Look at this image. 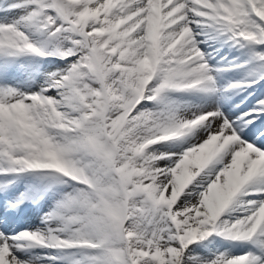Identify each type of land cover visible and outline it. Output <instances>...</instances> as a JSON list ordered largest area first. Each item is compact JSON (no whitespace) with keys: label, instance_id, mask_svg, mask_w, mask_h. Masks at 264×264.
<instances>
[{"label":"snow or ice","instance_id":"1","mask_svg":"<svg viewBox=\"0 0 264 264\" xmlns=\"http://www.w3.org/2000/svg\"><path fill=\"white\" fill-rule=\"evenodd\" d=\"M261 81L264 0H0V264H264Z\"/></svg>","mask_w":264,"mask_h":264},{"label":"rangeland","instance_id":"2","mask_svg":"<svg viewBox=\"0 0 264 264\" xmlns=\"http://www.w3.org/2000/svg\"><path fill=\"white\" fill-rule=\"evenodd\" d=\"M251 67H252V66H248L247 68L244 69V76L246 75L247 71H248ZM244 76L242 75L241 78L244 77ZM262 95H264V93H263Z\"/></svg>","mask_w":264,"mask_h":264},{"label":"bare ground","instance_id":"3","mask_svg":"<svg viewBox=\"0 0 264 264\" xmlns=\"http://www.w3.org/2000/svg\"><path fill=\"white\" fill-rule=\"evenodd\" d=\"M238 102V101H237ZM239 110L237 109V112H238ZM35 222H37V220L35 221Z\"/></svg>","mask_w":264,"mask_h":264}]
</instances>
